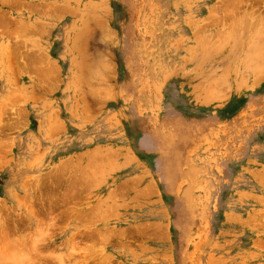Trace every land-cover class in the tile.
Masks as SVG:
<instances>
[{"label":"rangeland","instance_id":"rangeland-1","mask_svg":"<svg viewBox=\"0 0 264 264\" xmlns=\"http://www.w3.org/2000/svg\"><path fill=\"white\" fill-rule=\"evenodd\" d=\"M263 50L264 0H0V263L264 264Z\"/></svg>","mask_w":264,"mask_h":264},{"label":"bare ground","instance_id":"bare-ground-1","mask_svg":"<svg viewBox=\"0 0 264 264\" xmlns=\"http://www.w3.org/2000/svg\"><path fill=\"white\" fill-rule=\"evenodd\" d=\"M229 4V3H228ZM243 4V3H242ZM251 15V14H250ZM246 17V16H245ZM251 17V16H250ZM253 21V20H252ZM237 24V23H236ZM242 27V26H241ZM243 32V31H242ZM253 39V38H252ZM255 46V45H254ZM263 47V46H262ZM259 48H257V50H258ZM252 50V49H251ZM259 50H261V49H259ZM262 51V50H261ZM219 52V51H218ZM263 52H264V50H263ZM255 53H258V51H255ZM259 54H262V52H259ZM257 54H255L254 56H256ZM262 57V56H261ZM256 58H257V56H256ZM259 59H260V57H259ZM258 60V59H257ZM261 63V62H260ZM264 63V62H263ZM259 64V63H258ZM255 65V64H254ZM264 65V64H263ZM262 66V65H261ZM259 67H260V65H259ZM238 69V68H237ZM260 69V68H259ZM264 70V69H263ZM221 77V76H220ZM199 89V88H198ZM197 89V90H198ZM204 89V88H203ZM209 89V88H208ZM218 90V89H217ZM194 91V90H193ZM219 91V90H218ZM47 214V213H46ZM22 242V241H21ZM35 242V241H34ZM36 244V243H35ZM19 245V244H18ZM17 246V245H16ZM36 246V245H35ZM32 247V246H31ZM33 250H36V248H34ZM36 251H38V250H36ZM22 255V254H21ZM39 255V254H38ZM24 257V256H23ZM41 257V256H40ZM2 259V258H1ZM4 259V258H3ZM28 261V260H27ZM3 263H5V262H3ZM1 264V263H0Z\"/></svg>","mask_w":264,"mask_h":264}]
</instances>
